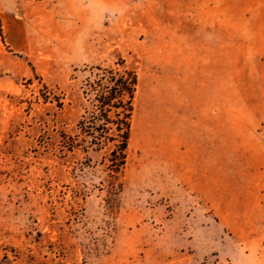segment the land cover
<instances>
[{"label":"rangeland","instance_id":"374dc122","mask_svg":"<svg viewBox=\"0 0 264 264\" xmlns=\"http://www.w3.org/2000/svg\"><path fill=\"white\" fill-rule=\"evenodd\" d=\"M189 1L0 0V264H264L263 48L231 22L228 68L197 78ZM118 56L139 86L112 177L79 122Z\"/></svg>","mask_w":264,"mask_h":264},{"label":"trees","instance_id":"16d2710c","mask_svg":"<svg viewBox=\"0 0 264 264\" xmlns=\"http://www.w3.org/2000/svg\"><path fill=\"white\" fill-rule=\"evenodd\" d=\"M138 86L137 70L121 56L117 57L114 65L94 67L92 78L84 86V98L89 103L79 122L84 135L82 142L89 144L84 149L104 151L103 162L112 177L117 176L127 164ZM53 100L62 107L59 97L54 96ZM62 146L73 151L81 144L68 137Z\"/></svg>","mask_w":264,"mask_h":264},{"label":"crops","instance_id":"0c3cea01","mask_svg":"<svg viewBox=\"0 0 264 264\" xmlns=\"http://www.w3.org/2000/svg\"><path fill=\"white\" fill-rule=\"evenodd\" d=\"M210 1V2H209ZM190 0L191 6H205L206 12L190 15L188 42L183 31L177 34L176 50L180 55L189 53L191 69L198 71L209 69H227L228 51L230 47L231 22H236L243 37L249 45L263 48L264 52V2L254 5L253 13L230 14L225 12L224 0ZM216 11V12H213ZM206 85L209 84L206 76ZM223 81V79H222Z\"/></svg>","mask_w":264,"mask_h":264}]
</instances>
